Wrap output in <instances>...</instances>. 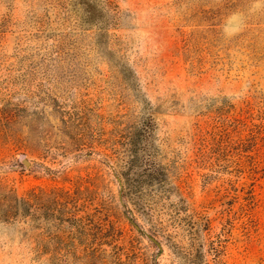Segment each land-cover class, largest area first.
<instances>
[{
	"label": "rangeland",
	"instance_id": "1",
	"mask_svg": "<svg viewBox=\"0 0 264 264\" xmlns=\"http://www.w3.org/2000/svg\"><path fill=\"white\" fill-rule=\"evenodd\" d=\"M0 197V264H264V0H0Z\"/></svg>",
	"mask_w": 264,
	"mask_h": 264
},
{
	"label": "trees",
	"instance_id": "2",
	"mask_svg": "<svg viewBox=\"0 0 264 264\" xmlns=\"http://www.w3.org/2000/svg\"><path fill=\"white\" fill-rule=\"evenodd\" d=\"M3 196H5V195H3ZM14 202L16 203H20V201L19 200H17L16 198H15V200H14ZM2 205H4L5 207H6V210L3 212V213H1V216H4V217H9V215H11V212H12V205H8V203H7V201L5 200V197H0V206H2Z\"/></svg>",
	"mask_w": 264,
	"mask_h": 264
},
{
	"label": "water",
	"instance_id": "3",
	"mask_svg": "<svg viewBox=\"0 0 264 264\" xmlns=\"http://www.w3.org/2000/svg\"><path fill=\"white\" fill-rule=\"evenodd\" d=\"M23 163H24V164H27L26 160H23Z\"/></svg>",
	"mask_w": 264,
	"mask_h": 264
}]
</instances>
